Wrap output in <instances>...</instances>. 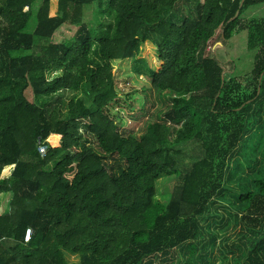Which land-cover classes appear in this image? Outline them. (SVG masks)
<instances>
[{
  "label": "trees",
  "instance_id": "trees-1",
  "mask_svg": "<svg viewBox=\"0 0 264 264\" xmlns=\"http://www.w3.org/2000/svg\"><path fill=\"white\" fill-rule=\"evenodd\" d=\"M95 3L110 18L83 21L84 6ZM262 3L0 0V194H10L0 264H68L65 250L79 264H153L184 247L173 264H206L195 240L264 92V19L241 17ZM64 24L73 34L53 42ZM242 31L246 49L256 50L247 84L207 51L216 35L225 43ZM142 44L155 49L156 68L138 57ZM124 59L167 97L139 136L107 111L117 96L113 61ZM191 139L202 155L178 193L160 202L157 180L176 173L172 147ZM38 143L47 145L43 156ZM250 184L237 195L249 231L244 262L264 264V168Z\"/></svg>",
  "mask_w": 264,
  "mask_h": 264
},
{
  "label": "rangeland",
  "instance_id": "rangeland-1",
  "mask_svg": "<svg viewBox=\"0 0 264 264\" xmlns=\"http://www.w3.org/2000/svg\"><path fill=\"white\" fill-rule=\"evenodd\" d=\"M105 5L92 4L84 6L83 21L109 19L107 15H101ZM244 21L250 19H264V3L251 6L241 15ZM75 30L74 26H60L51 40L60 42L69 38ZM246 32L235 33L227 42H223L217 35L207 47L209 53L213 52L224 61V68L230 72L238 82L247 84L251 81L250 71L254 63L256 50L246 49ZM138 57L145 59L153 68L158 65L156 51L145 44L141 45ZM116 82V99L108 106V114L115 118L120 127L130 129L139 136L149 121L158 120L161 111L165 108L164 95H156L151 92L150 81L143 75H136L131 71V60H114L112 65ZM60 72H51L49 76H55ZM264 81V76H260ZM29 100H33L30 90L26 91ZM70 92L65 93L68 98ZM167 101V100H166ZM251 113L254 116L252 129L243 137L229 160V170L223 184V190L214 197L210 204L208 216L202 221V235L195 240L196 253L203 255L206 264H245L244 253L247 250L249 231L246 218L243 214L237 195L250 187L251 180L258 168H264V138L258 144L260 125L264 126V92L257 102L251 105ZM263 130V133H262ZM261 135L264 136V128ZM251 146L253 148H251ZM176 173L161 177L156 182V199L166 202L169 193L176 195L179 191L183 175L191 164L201 157L202 148L198 140L191 139L174 145ZM10 194H0V213L8 209ZM243 216V215H242ZM244 220V221H243ZM173 257L167 262L161 259L163 256L153 259V264H173L175 261H183L186 248H175ZM68 264H79V257L69 251H63ZM238 260V261H237ZM173 261V262H172Z\"/></svg>",
  "mask_w": 264,
  "mask_h": 264
},
{
  "label": "built area",
  "instance_id": "built-area-1",
  "mask_svg": "<svg viewBox=\"0 0 264 264\" xmlns=\"http://www.w3.org/2000/svg\"><path fill=\"white\" fill-rule=\"evenodd\" d=\"M46 150H47V145L46 144H44V143H38V145H37V151H38V153L41 156H43L45 154ZM30 234H31V230H30V228H27L25 230V234H24V241H28L29 240Z\"/></svg>",
  "mask_w": 264,
  "mask_h": 264
}]
</instances>
